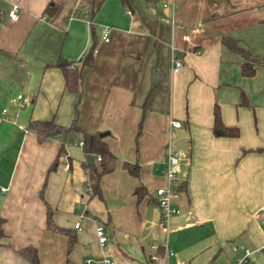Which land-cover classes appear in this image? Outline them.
<instances>
[{"label": "crops", "instance_id": "1", "mask_svg": "<svg viewBox=\"0 0 264 264\" xmlns=\"http://www.w3.org/2000/svg\"><path fill=\"white\" fill-rule=\"evenodd\" d=\"M12 4L14 19L6 15ZM223 33L264 60V0H0V264H28L15 252L24 246L34 247L37 264H103L102 257L146 264L152 245L172 251L169 263L231 264L247 249L243 264H264V251H253L264 243V149L255 150L264 147V65L240 76L241 58L220 44ZM92 40L76 123L103 132L114 156L98 196L84 191L78 132L37 141L25 127L30 119L70 120L76 95L62 88L54 63L77 60ZM170 57L180 61L175 70ZM244 80L255 95L239 106ZM213 104L237 136L212 135ZM60 143L63 153L44 178ZM167 146L186 156L175 175L178 212L164 224L153 190L164 183L154 167L164 165ZM122 161L135 162L137 175ZM136 185L144 191L138 199ZM45 205L53 224L73 236L67 252V236L45 227ZM95 225L103 228L102 247Z\"/></svg>", "mask_w": 264, "mask_h": 264}, {"label": "trees", "instance_id": "2", "mask_svg": "<svg viewBox=\"0 0 264 264\" xmlns=\"http://www.w3.org/2000/svg\"><path fill=\"white\" fill-rule=\"evenodd\" d=\"M120 3H125L126 0H119ZM47 12H50L47 10ZM220 44L228 49L229 51L237 53L241 60L239 62V74L240 76H251L254 73V66L264 65V60L254 56L248 47L243 45L237 38L231 36L228 33H223L219 35ZM94 51V42L93 40L84 50L82 55L75 61H66L62 59H57L54 63L61 72L62 76V88L70 93L76 95V99L72 105V115L70 120L66 124H59L54 122L52 118L46 120H36L30 119L26 122L25 127L33 132L37 141H43L52 135L59 134L64 136L65 133L69 130H74L79 133V146L83 156L85 154H91L93 157V168H89L85 162H82L83 167L87 169V180L86 185L88 186V195H99L98 189V178L100 175L109 172L114 165V156L108 150L106 143L102 140V135H99L101 132H92L87 133L82 131L77 123V100L78 95L81 91V69L82 67L89 66L92 62V54ZM156 77H153V84L155 83ZM238 105H245L246 99L242 91H239ZM210 131L214 136H225V137H235L238 134V129L234 125H224L219 117L218 108L216 104L212 105L211 108V126ZM263 148H257L255 150H261ZM63 151V145H60L57 148V151L47 165L45 175L53 170L57 164V156L60 155ZM244 151V150H242ZM98 157V159H96ZM121 167L130 175H137V164L135 162L122 161ZM44 185V180L41 183L38 195L41 197V189ZM178 189V188H177ZM144 193L141 185H136L133 189V194L135 198L138 199ZM3 219L0 217V238L3 236L1 224ZM45 227L48 230L56 231L63 233L67 236L65 251L67 252L72 243L73 236L69 234L66 228H61L53 224L51 220V211L47 205H45ZM15 252L28 264H37V256L34 247L24 246L15 249Z\"/></svg>", "mask_w": 264, "mask_h": 264}, {"label": "built area", "instance_id": "3", "mask_svg": "<svg viewBox=\"0 0 264 264\" xmlns=\"http://www.w3.org/2000/svg\"><path fill=\"white\" fill-rule=\"evenodd\" d=\"M16 5L12 4L10 9L6 12V15L14 19L16 17ZM78 12H73L71 14L72 18H76L78 16H82ZM101 39L103 41L106 40L107 35V26L102 25L101 27ZM170 63L172 64V69L175 70L179 65L180 61L177 58L170 57L169 58ZM16 97H19L17 95ZM168 125L171 127H177L179 123L176 120L169 119ZM80 144V142H78ZM186 154L184 152L180 151H173L170 150L167 146L166 152H165V158H164V165L162 167L154 169L163 177L164 183L161 186H157L153 190L154 194V203L157 206L159 210V219L160 222L166 223L169 217L174 215L178 212V209L174 206L172 203V199L177 195V188L175 184V175L177 171V163L179 158L185 157ZM98 159V157H96ZM63 166L67 168V162L65 161ZM4 191V187H0V192ZM84 191L88 194V186L84 188ZM84 201H79L77 205V212L76 216L77 218H80L84 214ZM261 225L264 227V219H261ZM72 227L74 229H78L79 225L76 222L72 224ZM94 235L96 238L97 244L102 247L105 242V235L103 232V228L101 225H95L94 226ZM253 251H264V243H262L257 248L253 249ZM250 253L249 250L243 249L241 254L234 259V261L231 264H243L245 261V258ZM172 255V251L166 246V245H160V246H154L152 245V252L149 253L146 256V264H180V261L174 260L173 262L169 263L167 259ZM89 259H85V261H88ZM101 261L103 264H114L113 261L107 257H102Z\"/></svg>", "mask_w": 264, "mask_h": 264}, {"label": "rangeland", "instance_id": "4", "mask_svg": "<svg viewBox=\"0 0 264 264\" xmlns=\"http://www.w3.org/2000/svg\"><path fill=\"white\" fill-rule=\"evenodd\" d=\"M166 3L168 4V2L167 1H161L160 2V4L162 5V7L163 6H165L166 5ZM80 15V14H79ZM210 19L212 18V17H209ZM248 27V26H247ZM243 31H245V33H248L249 32V30H248V28H245ZM261 48H263V47H261ZM248 79V78H247ZM156 81V80H155ZM244 82H245V84H244V86H245V91H246V93H245V91L244 90H242V92H243V94H244V96H245V99H246V101H247V103L249 102V98L250 99H253V96L255 95V91H254V86H253V83H252V80H244ZM249 97V98H248ZM239 106H243V105H239ZM250 122L252 123V120H251V115H250ZM133 152L135 151L134 149L136 148V143H134L133 142ZM136 154V152H134L133 153V155H135ZM156 168H159V167H157L156 166Z\"/></svg>", "mask_w": 264, "mask_h": 264}, {"label": "water", "instance_id": "5", "mask_svg": "<svg viewBox=\"0 0 264 264\" xmlns=\"http://www.w3.org/2000/svg\"><path fill=\"white\" fill-rule=\"evenodd\" d=\"M103 132L99 133V135H102ZM84 162L86 163V165L89 167V168H93V157L91 154H85L84 155Z\"/></svg>", "mask_w": 264, "mask_h": 264}]
</instances>
